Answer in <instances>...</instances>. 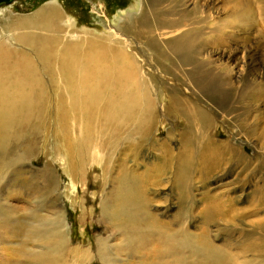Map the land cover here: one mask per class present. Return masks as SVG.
Segmentation results:
<instances>
[{"label": "rangeland", "instance_id": "rangeland-1", "mask_svg": "<svg viewBox=\"0 0 264 264\" xmlns=\"http://www.w3.org/2000/svg\"><path fill=\"white\" fill-rule=\"evenodd\" d=\"M154 1L0 0V43L17 52V56L7 58L3 70L11 78L1 88L12 99L0 111L7 112L17 122L13 134H17L16 144L11 142L7 155L28 156L33 180L41 186L44 181L41 176H52L45 190L60 198L63 218L69 227V247H78L67 258L48 263L47 258H55L48 252L55 249L58 234L38 218L32 220L34 228L39 226L34 230L38 241L13 237L17 235L13 207L23 206L25 197L33 205L34 197L22 193L24 190H19L18 183L11 179L0 187V264L24 261L14 254L19 243L29 245L33 258H39L29 257L32 264H61L65 260L64 264H83L81 251L96 250L97 240L110 246L111 253L105 257L108 261L112 258L113 264H264V68L260 66L264 63V40L257 35L264 34V0H164L157 10L150 7L154 13L151 15L146 7ZM41 12L58 15L55 24L62 35L56 48L50 51L53 60L49 54L40 56L35 43L14 49L5 40L7 35L13 36L14 31L9 30L13 28L12 22L33 19ZM177 14H185L183 26L187 25L186 18L194 23L187 46H172L170 66H161L148 55L138 65L139 74L156 94L153 112L158 114L159 122L163 120L162 125L158 123L154 127L153 131L158 128L154 135H140L136 122L138 109L126 117V100L134 93V83L115 81L117 68L113 56L105 58L94 69L93 76L80 59L90 40H100L104 47L113 46L118 53L127 51L135 57L140 54L141 43L136 39L137 47L132 38L142 32L137 19L153 16L160 20ZM70 23H73L71 28ZM129 42L132 52L128 51ZM63 49L72 51L77 63L73 66L61 63ZM205 57H210L213 63H208ZM225 66L233 72L240 69L244 75L229 76ZM182 70L198 86L195 93H190L193 98L177 91L180 90L177 87L173 90L172 82L168 83L161 75ZM84 75L88 76L85 80ZM22 90L27 92V101ZM195 96L200 98L194 99ZM203 107L208 109L204 114L209 117L204 115V118L211 131L199 128V121L193 120ZM17 128L21 133L18 141ZM238 132L243 135L239 146L243 155L230 154V149L228 153L221 150L228 139L236 141ZM210 134L214 139L211 140ZM182 135L190 140L194 153L189 169L191 181L187 183L175 178L178 157L188 151L180 139ZM128 144L131 147L125 149ZM145 147L149 148L150 154L144 152L149 160L139 155ZM133 155L138 165L134 172H129L126 163ZM155 155L162 160L150 161ZM211 161L213 165L207 167ZM151 162L160 165L159 175ZM20 165L23 167V163ZM1 172H4L2 168L0 176ZM168 172H172L175 182L165 184L163 180ZM157 176L162 179L159 188L166 195L153 198L151 188L155 187ZM125 177L140 178L144 195L152 204L146 210L167 227L164 229L167 233L179 232L176 245L172 239L163 240L162 246L157 236L150 234L149 241L136 245L132 240L128 247L120 234L105 229L109 219L102 215L101 202L108 192L107 206L112 202L118 205L120 183ZM218 177L224 180L212 184ZM34 186L37 185L33 183ZM189 189L192 199L185 195ZM178 219L180 223L176 225ZM158 246L164 250L163 254L154 256L151 250ZM117 248L121 250L116 251ZM91 264L100 263L93 258Z\"/></svg>", "mask_w": 264, "mask_h": 264}, {"label": "bare ground", "instance_id": "bare-ground-1", "mask_svg": "<svg viewBox=\"0 0 264 264\" xmlns=\"http://www.w3.org/2000/svg\"><path fill=\"white\" fill-rule=\"evenodd\" d=\"M142 3H143V1H142ZM163 3H164V0H156L153 3L149 4V6L146 7L149 10L148 13H150L152 15L153 11H150V7L155 8L157 10L158 8L162 7ZM245 4H247V3H243V5H245ZM143 7H145V3L143 5ZM49 11H50V9H49ZM263 11H264V9H263ZM55 14H56V12H53L49 15H46V14H43V12H41L38 15L36 14V17L33 19L20 20V21L17 20V21L12 22L13 28H11L9 30L14 31V33L12 34L13 35L12 37L9 35H7L5 37L6 42L8 44H10V46L14 49L21 47V46H25L28 44L35 43V44H37L36 48H38L40 56H47L49 54L51 56L50 60H53L54 56H53V53L50 51L52 49L56 48L57 43H58V38H59V36L62 35V34L60 35L61 29L56 28L55 23L57 21L58 15L56 16ZM185 14L184 15L177 14L174 18L173 17H167V18L165 17L166 19H160V20L156 17L151 16V15H150L151 16L150 19H147V18L145 19L144 16L137 19V22L139 23V28H142V32H141L140 36H138V34H137L135 36L136 37L135 39L132 38L135 41L137 47L139 46V44L136 41L138 40L141 43L139 46V51H138V53L140 52V54L136 55L135 57L131 55L133 53L129 54L127 51H124V52L122 51L121 53H118L116 48L112 49L113 46L110 48L104 47L100 40H90L88 43H86L87 50L85 51L84 55L80 59L81 63H83L85 66L90 68V70L92 71V72H90V75L93 76L94 75V69L96 67H98L103 62V60L105 58H108V56H110V55L113 56V58H114V60H112L113 65H115V67L117 68V70L115 72V78H114L115 81L118 84H122L123 82H130V81L134 83L133 84L134 85V89H133L134 93L129 97V101H128V99L126 100V107H125L126 108V117L130 116L134 112V110L138 109L137 115H136V122H137L139 129H140L138 131L140 135L155 133V131H157L158 128L155 131H153L154 127L158 123H159V126L162 125L163 120L160 119V122H159L157 120L158 114H154V112H153L155 105H157V101L155 98L156 94H154V92L152 93V91H151V89H149L147 82L145 81L144 77L139 74L138 65L142 61V58H144L145 55H148L152 58H156L157 59L156 63H159L161 66L167 67V66L171 65V63H172L171 62V58H172L171 57L172 56L171 48H172V46L175 47V46L185 45V47H186L187 46L186 41L191 38L190 34H189V30L191 29L192 24H194V23H192L190 19L186 18L185 20L187 22V25L183 26ZM186 15H188V14H186ZM34 23H36V25ZM72 25H73V23L72 24L70 23L69 27L71 28ZM5 32H8V31H5ZM1 34L4 35L3 32ZM143 34L145 35L144 37H142ZM257 35H259L264 40V34L263 33L257 34ZM17 43H20V45ZM263 44H264V41H263ZM132 48H133L132 43L129 42L128 43V51L132 52L133 51ZM136 49H138V48H136ZM109 51H111V54L108 55ZM61 53L63 55V57L60 58L61 63L66 64L67 66H73L74 63H77V61L73 58V52L72 51H70L68 49H63V50H61ZM206 54H208V53H206ZM14 56H17V52L5 48L4 45L0 43V108H3L5 106L9 105L10 101L12 99V96L10 94H8L6 96V93H3L1 88H3L7 83H9V81H10L9 78H11L10 75H7L3 70L4 66L8 63L7 58L14 57ZM177 56H178V54H177ZM205 58L208 59L207 60L208 63H213V60H211L210 57H205ZM138 59L140 61H138ZM175 62H176V60H175ZM145 64H147V63H145ZM178 65L180 66V64H178ZM260 66L263 69L264 63L261 62ZM144 67H146V66H144ZM211 67H214V66H211ZM167 69H170V68H167ZM225 69H226L229 76L230 75H238V78H241L244 75V74H242L240 69L235 71V72H233V70H231V69H228L227 66H225ZM180 72L183 73V75H180ZM168 74H169L168 76L166 74H161V75H163L162 77L166 81H168V83L172 82L171 88L173 90H175L174 88L177 87L180 89V90L177 89V91H180L182 93L186 92L184 94L186 96H190V93H192V92L195 93V91L198 89V86L195 83H193L191 77L188 76L189 74H185V72L183 70L178 71V73L175 71L173 73H168ZM83 78L85 80L88 78V76L84 75ZM255 80H251V81L256 82ZM251 83H253V82H251ZM235 84H237V82H235ZM232 86H233V84H232ZM152 90L155 91V89H153V88H152ZM135 92L137 93V95L135 94ZM187 92H189V94ZM21 94H22V96H25L24 101H27L28 100L27 92L23 91V92H21ZM191 98H193V97H191ZM199 98H200L199 96H195L194 99H199ZM188 102H189V100H188ZM215 108H216V106H215ZM224 109H226V107ZM205 111L207 112L208 109H206L204 107L202 108L201 111L198 110L197 114H195V115H197V117H195V118L193 117V120L195 121V119H197V121H199V123H200L199 128L206 130L205 129V127H206L209 129V130L207 129L208 131H211V128H209L207 125L208 123L206 124V121H205V118L208 116V115L204 114ZM215 112H218V111H215ZM204 115H206L205 118H204ZM216 116H215V118H216ZM11 118L12 117L9 116L7 114V112L0 111V168H2L4 170L3 173L1 172L2 174L0 176V187L3 186L4 181L9 182V181H12L11 179H14V181L16 183H18L17 184L18 189L22 188V190H24V191H22V193H25L27 196H31V198L34 197L33 205L30 202L27 203V200H29V199H28V197H25L27 200L26 201L24 200V201L27 204L25 203L21 207L20 206L13 207L14 210H13L12 215L14 218L13 221L15 223L14 229H17V231H16L17 235L15 234L13 237L19 239L20 241H27V242H28V240L38 241L39 238L34 235V232H36L34 230H38L39 226H36L34 228L33 227L34 223L32 221L34 218H38L46 224V225H44L45 227L50 226L49 229H52L55 232V234H58V239L54 244L55 249L50 250L48 252L52 255H55V258H50V257L47 258L48 263L55 262L59 258L60 259H62L64 257L67 258V256L70 255V253L72 251H75L76 249H78V247H74V248L69 247L70 237H68V234H67V232H69V230H68L69 227H68V224L65 223V220L63 218L64 209L62 207V204L60 203V198L57 196L53 197L51 195L52 192L48 193L45 190V187L48 186V184H49L48 182H50L52 176L50 174H45L43 176H41L42 173H41V175L39 174L41 177L44 178V181H42L43 184L41 186L40 184L35 183V181L33 180L34 177L32 175V171H31L32 169H30L31 161H30L28 156H25L23 154L16 155L17 153H14V152H13L14 154L12 155L13 158H10V156L7 155V151H8L7 148H8V146H11L10 145L11 142L16 144L15 136L17 135V134L15 136L13 135L14 132L16 131L15 125L17 124V122L14 121L13 119L11 120ZM30 118H31V115L29 116V118H27V120H29ZM193 120H191V121H193ZM215 120H217V119H215ZM25 123H27V122H25ZM235 124L236 123H234V128H235ZM19 131H20L19 128H17V133H18L17 141H18V139H21V135H20L21 133ZM235 135H236V141H232V140L228 139L227 142H225V144L223 145L222 149L221 148H219V149L225 151L226 153H228V151L230 149L231 150V151H229L230 154L237 153V154L241 155L242 153L239 151L240 150L239 146H240V142H242L241 138L243 135L241 132H238ZM207 137L209 138V135ZM210 137H211V140L214 139V138H212L211 134H210ZM186 138L187 137L185 135H182L180 139L183 143L186 144L188 151L185 152L183 150L184 153L180 155L181 157H178L179 159H178L177 169L175 172V178H178L180 181L185 182V183H187L188 180L191 181V178L189 177L190 176L189 169H190V165H191L193 158H194V153H193V150H192L191 145H190L191 144L190 140H188ZM202 141L204 142L203 139H202ZM208 141H206L207 142L206 145H209L210 141L209 142ZM232 145H234V146H232ZM130 147H131V145L128 144L125 149H129ZM235 147H237V148H235ZM148 150H149V148L145 147V149H142L143 152L139 151V153H140L139 155H140L141 159H144V158L147 159L148 158L147 154L144 155V152L149 153ZM108 159H112V157L110 155H108ZM156 159L162 160L161 157H159L158 155H155L154 158L150 159V161L156 160ZM147 160H149V158ZM26 161H28V162H26ZM21 163H23V165H22L23 167H21V165H20ZM129 163H131L132 165H130ZM126 165H127L126 170H129V172L130 171L134 172L135 166L138 165V161L136 160L135 155H133L132 158L129 161H127ZM151 165H153L155 167V170L159 175L160 173L158 170L160 169L159 168L160 165H158V164L154 165L153 162H151ZM212 165H213V161H211L207 165V167H210ZM106 166H107V164H105V167ZM21 174H26L28 177L25 175L26 177L24 178V177H22ZM39 175H37V176L40 177ZM5 177L6 178L8 177L10 179L6 180ZM223 180H224L223 177H218L217 180L213 181L214 183H212V184L216 185L218 182L220 183ZM160 181H162V179H160L159 176H157L155 182L153 183L155 185V187L151 188L153 193L151 192L150 197L156 198V196L160 197L161 195H166L163 192H161V190L159 188ZM163 181L165 182V184H167L168 182L169 183L175 182L172 172H168V176ZM33 183L36 184L37 186L33 187ZM20 184H22V186L19 187ZM172 186H174V189H178V187L175 186V184H172ZM32 188L35 191V193L33 192ZM120 188H121V192L118 194V196H119V199L121 198V200L116 201L118 205H113L114 202H112V204H110V207L107 206V204L110 203V199L108 198V195H109L108 192L105 194V199H103V201L101 199V201H102L101 203H103L102 208H101L102 209V215L108 217V219H109V221H108L109 225L107 224L105 229L109 230L110 233L112 231H115L116 233L120 234L121 238L127 241L126 244L128 243V247H130V244H131L130 242L132 240L134 241L133 244H136V245L141 244V243H143V241H146V240L149 241L150 234L157 236V241H159V243H161V245L164 244V241L168 242V241H173L174 239L175 240L172 243L175 244V241H176V238H177L179 232L176 231L175 234L174 233H167V231L164 230V229L167 230V227L165 228L164 225H161L160 223H158L156 221V219L153 217V215H152L153 213L150 214V212H148L146 210L147 206L150 205V201L144 195L145 194L144 186L140 183V178L138 180L135 178H133V179L127 178L126 179V177H125L123 179V182L121 181V183H120ZM189 190H190V192H189ZM189 190L186 192L185 195L189 196L190 199H192V195H191L192 191H191V189H189ZM234 190L238 191L239 189L236 188ZM236 191H234V192H236ZM158 192H160L161 194L155 195ZM16 193L22 194L21 191H18ZM36 193H37V195H36ZM26 195H24V196H26ZM47 205H49L50 207H48ZM10 209H11V207H10ZM159 209L157 210L158 212H159ZM179 219L175 221L176 225H178L180 223ZM183 223H181V224H183ZM184 225H186V224H184ZM181 229H182V227H181ZM185 231L186 230H184L183 232H185ZM14 232H15V230H14ZM11 233H12V231H11ZM136 235H138V236H136ZM188 238H189V240H187V241H190L191 237L188 236ZM136 239L139 241H137ZM97 241H98V244H97L96 250L90 251L87 248L85 251H81L80 256H81V261H83V264H91L93 261V258H96V260L100 264H105V263L106 264H113L112 258H111V260L108 261V260H106V257H105L111 253L110 246L107 243L99 242L100 240H97ZM187 241H185V242H187ZM19 245H20L19 248L16 247L18 249L16 251L17 253H14V254H15V257H17V258H19V257L21 259L24 258V261L23 262H16L15 264H32L31 262H28L30 260L29 257L32 260H38L39 259L36 256L33 258V251L28 248L29 245L25 246L23 243H19ZM122 248H124L123 244H122ZM128 249H130V248H127V250ZM120 250H121V248H117L116 251H120ZM162 251H164V250L160 249V247L158 246V248H154V250H151V254L154 253V256H156L155 254L161 253ZM65 252H68V253L65 254ZM161 254H163V253H161ZM155 259H157V258H155ZM65 261H64V263H65ZM64 263H61V264H64Z\"/></svg>", "mask_w": 264, "mask_h": 264}]
</instances>
